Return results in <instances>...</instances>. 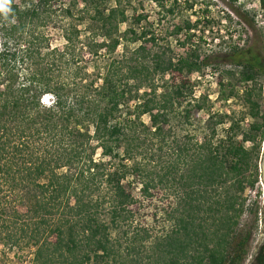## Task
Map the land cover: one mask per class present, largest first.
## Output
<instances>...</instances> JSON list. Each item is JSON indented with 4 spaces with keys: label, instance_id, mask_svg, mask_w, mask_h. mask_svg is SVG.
I'll use <instances>...</instances> for the list:
<instances>
[{
    "label": "trees",
    "instance_id": "16d2710c",
    "mask_svg": "<svg viewBox=\"0 0 264 264\" xmlns=\"http://www.w3.org/2000/svg\"><path fill=\"white\" fill-rule=\"evenodd\" d=\"M5 2L0 253L29 250V264H244L258 217L239 228L243 196L259 177L245 144L264 138V116L239 140L198 143L173 125L177 114L191 125V111L177 113L190 82L173 74L190 76L215 59L252 84L264 70L261 55L234 48L198 62L190 49L175 61L153 39L146 48L145 33L120 30L127 17L119 1ZM253 92L245 97L256 119ZM156 190L167 199L160 232L141 213ZM257 253L249 264H264Z\"/></svg>",
    "mask_w": 264,
    "mask_h": 264
},
{
    "label": "rangeland",
    "instance_id": "374dc122",
    "mask_svg": "<svg viewBox=\"0 0 264 264\" xmlns=\"http://www.w3.org/2000/svg\"><path fill=\"white\" fill-rule=\"evenodd\" d=\"M14 1L18 3V0ZM117 1L120 2L127 17L120 30L133 28L139 34L145 33L146 48L151 49L150 41L153 39L157 45L156 50L168 51V55L175 61L184 57L191 49L198 55V62H202L208 57L232 53L224 51L223 46L235 43L242 45L237 48L239 51L246 49L257 51L264 61V28L257 27L251 15L244 10L246 5L244 3L250 5L255 0H179L176 4H173L172 0H163L159 5L152 0H107V3L109 7H114ZM169 10L172 12H168ZM187 22L194 26L189 32L185 29ZM177 29H181V32H177ZM217 40L221 45L214 48ZM138 45L140 42L132 47ZM238 72L239 69L233 63H219L212 59L211 64L201 66L198 72H193L190 76L174 73L173 77L178 81L188 80L191 85V97L177 110V113L182 108L191 111V125L178 124L177 114L175 116L177 119L173 122L176 129L191 133L195 141L201 143L213 135L215 138H224L235 133L239 140L241 133L248 132L252 123H260L261 117L264 116V70L256 74L252 84L240 82ZM165 80L168 81V77ZM250 88L254 89L251 101L258 106L256 119L251 117L254 111L249 107L245 97V92ZM197 106L202 108L199 112L196 110ZM143 120L148 123L147 117ZM255 135V143L253 145L246 143L245 147L252 151V164L257 165L258 171L259 159L256 157L261 154L264 138H260L259 134ZM259 183L258 177L254 187H247L245 190L243 196L246 201L245 211L240 219V229L254 225L252 213L256 211L258 217L261 210ZM166 208L167 199L164 193L156 190L153 197L141 208L142 221L149 228L160 232L167 225L163 216ZM259 232L256 224L250 241V250L260 239ZM3 251L5 254L0 253V260L7 259L8 264L21 262L29 264L31 257L29 250L18 253L5 249Z\"/></svg>",
    "mask_w": 264,
    "mask_h": 264
},
{
    "label": "built area",
    "instance_id": "2783aa9c",
    "mask_svg": "<svg viewBox=\"0 0 264 264\" xmlns=\"http://www.w3.org/2000/svg\"><path fill=\"white\" fill-rule=\"evenodd\" d=\"M246 5H244V10L245 12H248V14L251 15L254 23L256 24L257 27L259 28H264V8L261 6L260 0H255L252 1V3L249 5L247 3H244ZM221 42L219 40L215 41L214 43V48L215 47H220ZM209 46V45H207ZM235 46V47H234ZM242 45H239L237 43H235L234 45H230V44H224V51H231L234 48H240ZM259 185L261 186V184L259 183ZM261 210L258 213V219H260L261 215H262V208H263V204H264V195H263V190H262V186H261Z\"/></svg>",
    "mask_w": 264,
    "mask_h": 264
},
{
    "label": "flooded vegetation",
    "instance_id": "af4514ba",
    "mask_svg": "<svg viewBox=\"0 0 264 264\" xmlns=\"http://www.w3.org/2000/svg\"><path fill=\"white\" fill-rule=\"evenodd\" d=\"M257 225L259 227V234L261 237L257 242L254 243V246L251 248L250 253L247 256V259L245 260L244 264H249L252 261H255L257 255L254 256V253H257L259 250L264 254V206L263 213L260 219H258Z\"/></svg>",
    "mask_w": 264,
    "mask_h": 264
},
{
    "label": "water",
    "instance_id": "95a60500",
    "mask_svg": "<svg viewBox=\"0 0 264 264\" xmlns=\"http://www.w3.org/2000/svg\"><path fill=\"white\" fill-rule=\"evenodd\" d=\"M258 168H259L258 170L259 171V181L262 186V190L264 194V142H263L262 149H261Z\"/></svg>",
    "mask_w": 264,
    "mask_h": 264
},
{
    "label": "clouds",
    "instance_id": "9594fccd",
    "mask_svg": "<svg viewBox=\"0 0 264 264\" xmlns=\"http://www.w3.org/2000/svg\"><path fill=\"white\" fill-rule=\"evenodd\" d=\"M9 10V5L5 2V0H0V11L7 13Z\"/></svg>",
    "mask_w": 264,
    "mask_h": 264
}]
</instances>
